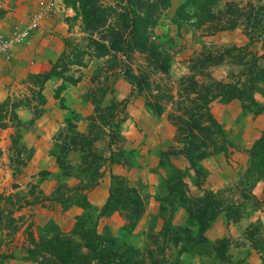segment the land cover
Returning <instances> with one entry per match:
<instances>
[{"label": "rangeland", "instance_id": "1", "mask_svg": "<svg viewBox=\"0 0 264 264\" xmlns=\"http://www.w3.org/2000/svg\"><path fill=\"white\" fill-rule=\"evenodd\" d=\"M109 33L0 0V264H264V0H171L127 62Z\"/></svg>", "mask_w": 264, "mask_h": 264}, {"label": "trees", "instance_id": "2", "mask_svg": "<svg viewBox=\"0 0 264 264\" xmlns=\"http://www.w3.org/2000/svg\"><path fill=\"white\" fill-rule=\"evenodd\" d=\"M64 1L79 6L83 21L88 29L105 28L106 32H110L101 37L103 42H95L90 38L98 51L95 56L102 57L113 53L115 58L123 59L124 62H127L131 47L143 50L148 45L150 29L157 24L161 14L171 4V0H114V3L109 5H105L103 0ZM217 25H220L217 27L221 29L225 28L227 24L220 22ZM132 75V73H128V78ZM8 114L10 120L17 123V134L20 138L23 124L17 118L15 107L9 106L6 102L0 103V130L6 125ZM77 255L74 254L71 257L58 255L57 260L61 264H65L71 259L76 260L75 258L80 261ZM41 264L57 263L48 260L41 262Z\"/></svg>", "mask_w": 264, "mask_h": 264}, {"label": "crops", "instance_id": "3", "mask_svg": "<svg viewBox=\"0 0 264 264\" xmlns=\"http://www.w3.org/2000/svg\"><path fill=\"white\" fill-rule=\"evenodd\" d=\"M46 161H48L47 156L45 155L43 148L39 146L35 153L33 164H35V168H37L41 165H44ZM106 192H107V189L104 184L97 186L89 194L91 202L95 204L96 206L103 205V203H105Z\"/></svg>", "mask_w": 264, "mask_h": 264}, {"label": "built area", "instance_id": "4", "mask_svg": "<svg viewBox=\"0 0 264 264\" xmlns=\"http://www.w3.org/2000/svg\"><path fill=\"white\" fill-rule=\"evenodd\" d=\"M2 44L0 43V46H1Z\"/></svg>", "mask_w": 264, "mask_h": 264}]
</instances>
